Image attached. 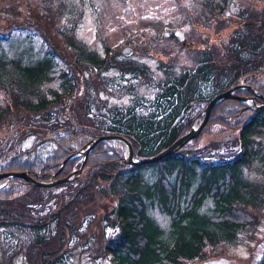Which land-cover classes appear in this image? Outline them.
Returning a JSON list of instances; mask_svg holds the SVG:
<instances>
[{
    "label": "trees",
    "instance_id": "16d2710c",
    "mask_svg": "<svg viewBox=\"0 0 264 264\" xmlns=\"http://www.w3.org/2000/svg\"><path fill=\"white\" fill-rule=\"evenodd\" d=\"M55 1L58 6L66 4V0ZM200 2L203 11L217 19V29L224 22L237 26L219 45H209L200 36V47L192 49L195 63L190 69L165 76L156 83L151 99L133 97L127 106L95 108L93 104L105 72L115 68L124 78L131 75L135 79L147 75L121 48L106 49L98 56L65 35L62 50L49 47L51 32L45 21L35 18L33 24L46 42L41 53H32L27 33L29 44L10 56L3 43L11 39L12 29L0 33V130L15 126L10 138H0V173L26 171L38 180H49L75 172L70 180L49 187L20 178H0V236L21 233L33 254L30 264H62L61 255L45 259L51 235L45 236L43 230L51 232L52 226L54 232L64 235L70 224L66 213L70 206L95 202L102 195L114 202L105 215L111 232L99 245L110 264L193 263L223 245L237 243L241 234H250L257 223L251 212L264 208V184L244 174L255 160L260 163L255 167L264 172V106H260L264 100V5H243L235 11L234 0ZM226 12L229 17H224ZM186 22L191 25L200 20ZM67 51L70 58L62 55ZM59 60L63 68L58 66ZM121 81H112L107 88L118 87ZM235 85L250 87L257 95L253 103L220 101L206 122L224 125L228 124L225 119H234L231 128L235 133L228 151L222 152L223 142L212 154L209 146L189 145L197 141L195 137L150 164L128 163L123 148L113 141L96 143L82 166L81 155L72 157L100 135L125 138L134 160L154 156L190 129L193 118L214 95ZM122 86L128 89L127 84ZM235 93L253 95L248 88ZM25 134L34 138L46 135L49 149L39 150L42 138L24 147ZM11 183L27 191L15 195L5 187ZM153 211L167 217L166 229ZM256 264H264V246Z\"/></svg>",
    "mask_w": 264,
    "mask_h": 264
},
{
    "label": "rangeland",
    "instance_id": "374dc122",
    "mask_svg": "<svg viewBox=\"0 0 264 264\" xmlns=\"http://www.w3.org/2000/svg\"><path fill=\"white\" fill-rule=\"evenodd\" d=\"M69 2L70 4L66 6ZM57 3L55 0H0V33L5 34L12 29L11 39L3 43V49L10 56H14L29 44V40L26 39L29 33L32 53L40 54L42 43L46 42L43 34H39L33 24L35 18L45 21V26L51 32L50 39L54 43L49 39L51 43L49 47L65 46V35L73 37L74 41L79 40L83 47L98 56H102L106 49L121 48L123 45L131 49L130 61L144 68L147 75L135 79L131 75L124 78L125 75L120 74L115 68L105 72L100 78L105 86L101 83L97 90L99 92L93 99L95 108H103L106 105L127 106L133 97L151 99L157 91L158 81L163 80L165 76L179 75L194 65L192 49L200 47V36H204L209 45L213 43L219 45L227 40L229 33L237 26L236 22H224L217 29L219 25L217 19L203 11L200 0H66V4L62 6H58ZM243 5L261 7L264 0H234L232 10L236 11L237 7ZM226 16L229 17L227 12L224 14V17ZM224 17H221L223 21L226 20ZM198 18L199 23L187 25L188 19ZM206 18L208 20H205ZM168 29H172L173 33L170 34ZM128 41L130 42L126 43ZM63 54L67 58L71 57L68 51ZM117 58L121 60L119 56ZM58 66L64 67L61 60L58 61ZM119 79L122 80L120 86L107 88L112 81ZM124 84H127L128 89H124L122 86ZM204 107L199 114L203 112ZM218 110L217 114H220ZM199 114L193 116L191 126L200 124L203 114ZM225 122L229 125L224 124ZM225 122L223 121L224 125L219 122L206 123L204 131L202 129L196 136L197 141L192 140L189 145L200 148L209 146V153L212 154L215 147H218L217 144L223 142L222 152L228 151L235 133L231 128L234 119H225ZM8 128L10 130H0V138L12 136L13 128ZM18 128L19 131H24L22 126ZM45 137L41 135L34 138L25 134L23 146L28 148ZM117 145L123 148L122 145L118 143ZM39 148L49 149L46 140ZM258 165L259 161H253L249 168L244 169V174L264 184V172L260 167H255ZM5 187L11 189L15 195L27 191L17 183ZM113 204L112 199L110 201V198L102 195L95 197V202H82L77 206H70L66 212L70 224L66 227L64 235L59 231L54 232L52 226L51 232L47 228L43 230L45 236L51 235L47 244L49 255L45 259L61 255L62 264H110L109 256L105 257L100 253L99 245L111 232L105 215H108L107 212ZM52 208L58 210L59 206L52 204ZM251 213L255 215L257 223L252 226L250 234L249 232L241 234L237 243L223 245L222 250L219 248L215 252L210 251L208 258L188 264H256L264 246V208ZM36 214L43 215V212L37 211ZM152 214L163 228L168 227L166 216L157 211H153ZM23 238L19 232L10 237L0 238V264L31 263L33 254L28 252L27 240Z\"/></svg>",
    "mask_w": 264,
    "mask_h": 264
},
{
    "label": "water",
    "instance_id": "95a60500",
    "mask_svg": "<svg viewBox=\"0 0 264 264\" xmlns=\"http://www.w3.org/2000/svg\"><path fill=\"white\" fill-rule=\"evenodd\" d=\"M122 53L125 56H128L131 54V49L128 48H124L122 50ZM239 88H248L249 90H251L252 94L251 96H239L235 94V91ZM254 96H257L255 94V92L248 86H243V85H235L233 87H230L224 91L219 92L218 94L214 95L206 104V106L203 109V112L200 114H203V118L200 122V124L198 125H192L191 128L184 133L183 135H181L178 139H176L172 144H170L167 148H165L164 150L160 151L159 153H157L154 156H151L149 158H144V159H140V160H133L132 159V147L130 145V143L123 138L122 136H118V135H100V136H96L94 137L92 140L89 141L88 145L86 146V148L79 150L77 153L73 154V156L76 155H81L82 161H81V166L83 165L85 158L87 156V154L89 153V151L93 148V146L98 143V142H102V141H114L120 145L123 146L124 149V153H125V159L128 163L131 164H136V165H142V164H150L153 162L158 161L161 157L163 156H167L173 152H175L176 150H178L182 145H184L186 142H188L189 140L195 138L199 132L201 131L202 127L205 125L209 114L212 110V108L214 107L215 104H217L220 101H223L225 99H236V100H240L242 102H247V103H253V98ZM256 106V105H255ZM260 106H264V100L262 102V105ZM199 114V115H200ZM81 166L80 168L76 171V173H80L81 171ZM74 171L70 172L66 177L61 178V179H49V180H38L34 177L33 174H30L26 171H18V172H4V173H0V178L5 177V178H20L21 180L28 182L32 185L35 186H41V187H49L52 186L54 184H58L61 182H65L71 179V177L74 175Z\"/></svg>",
    "mask_w": 264,
    "mask_h": 264
}]
</instances>
